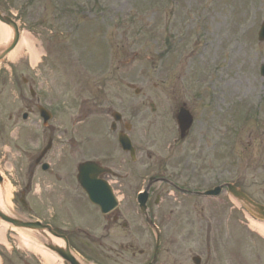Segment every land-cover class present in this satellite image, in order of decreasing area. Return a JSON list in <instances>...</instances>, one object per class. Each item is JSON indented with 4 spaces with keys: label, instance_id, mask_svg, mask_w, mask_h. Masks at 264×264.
Returning <instances> with one entry per match:
<instances>
[{
    "label": "rangeland",
    "instance_id": "rangeland-1",
    "mask_svg": "<svg viewBox=\"0 0 264 264\" xmlns=\"http://www.w3.org/2000/svg\"><path fill=\"white\" fill-rule=\"evenodd\" d=\"M168 1L0 0V10L17 21L21 33L28 34L32 47L38 54L35 66H32L29 52L23 49L16 58L5 60L0 67V81L5 80V84L0 87V169L3 172H12L13 176L9 177H15L14 171L9 168L15 167L16 160H20L19 150L14 146L11 135L16 134L18 127L30 125V122L19 120L22 112H28L25 108L28 103L19 101L17 85L12 81L15 74L18 80L21 79L20 76L29 82L35 79V87L41 94L48 92L51 98L60 100L67 97L69 107L78 104L76 100H79L81 90L95 91L98 96L87 100L88 107L94 103L95 106L112 103L121 112L135 113L133 121L138 124L146 116L148 123H145L143 129L153 131L148 132V136H153L154 131L158 130V119L150 114L149 105L151 102L157 103L155 98H161V102L167 101L166 95L159 89L161 87L168 94L177 92L176 102H184L185 96L190 100L198 92L212 96L213 108L206 112L213 110V118H220L221 132L225 131L222 134L226 148L230 136L229 129L228 136L226 129L232 126L233 130L236 123L240 125L249 118L250 113L246 130L233 145L235 150H227V157L232 161L228 172L235 176L236 171L242 189L264 204V78L260 76V66L264 64V43L258 44L256 40L260 23L264 21V0H174L175 4ZM202 19H207V22H202L206 27V34L203 33L211 36V46H200L198 49L201 51L188 53L191 48L183 52L181 43L174 42L169 57H165V63H159L162 55L157 51L158 46L154 42L156 38L159 37V41L167 45V38L182 34V38L185 37L188 42L191 35L194 37L196 32L204 31L200 30L198 24V20ZM126 20H131V25L114 28L117 22ZM76 25L77 30L71 31ZM239 25L243 27L239 28ZM140 30L143 35L138 37L136 34ZM224 45L228 46L229 52L226 53V64L219 67V49ZM133 51H138L139 54L135 56ZM30 66L35 68L33 72H30ZM11 67L14 70L12 77ZM78 70L82 73H78ZM167 70L174 71V74ZM156 82L166 84L159 85ZM154 83L157 84L155 89L159 91H154ZM126 84L140 89L139 95H134ZM30 87V83L24 85L27 93ZM98 87L102 91L96 89ZM47 100L51 101L49 98ZM191 102L192 100L186 104ZM165 106L162 102L159 108ZM29 108L31 118L36 112L33 107ZM258 111H261L262 117L256 115ZM166 124V121L162 122L163 126ZM143 129H135L131 134H139ZM96 130V126H93L86 134L92 136ZM26 137L31 138L33 135L28 134ZM236 145L239 146L238 151ZM87 149L94 151L97 146L89 142ZM161 155L169 156L164 151ZM141 161L150 165H155L156 162L147 156ZM181 201L180 199L177 203L165 199V204L159 208L164 214L161 218L164 237L161 264H190L189 257L193 248L195 249L192 243L199 246L198 239L201 235L189 219V214L184 212L183 215ZM127 202L125 217L129 221L131 241L136 243V247L129 252L101 249L100 256H96V259L103 264H143L147 260V255L141 256L139 252L150 250L142 248V245L146 241H152L151 235L146 231L147 227L143 226L137 211L132 210V204ZM171 202L175 207H169ZM227 204L232 207L231 203ZM170 209L175 213H170ZM89 210V206L85 204L83 216L86 220ZM245 216L242 220L248 226L251 220ZM167 218L170 220L166 221ZM5 237L6 245L0 244L3 264H22L19 255L30 258L34 256L33 251L20 245L24 240L32 243L27 238L28 235L7 229ZM110 240L115 244L125 242L123 232L119 234L115 230ZM243 242L244 239L242 245ZM218 248L219 245L217 256L220 264H253L251 257L248 259L244 254H237L226 237L219 251ZM259 250L260 256L264 257L263 247L260 246Z\"/></svg>",
    "mask_w": 264,
    "mask_h": 264
},
{
    "label": "flooded vegetation",
    "instance_id": "flooded-vegetation-1",
    "mask_svg": "<svg viewBox=\"0 0 264 264\" xmlns=\"http://www.w3.org/2000/svg\"><path fill=\"white\" fill-rule=\"evenodd\" d=\"M105 119L101 118L96 132L90 136L86 134L89 129L83 128L82 123L76 126L74 129L61 128L59 130H45L41 134H31L32 130H22V138L25 142L28 134L33 135L30 138L32 144L40 147V153L38 155H32V165H29L27 169L25 166H19L16 170V183L18 190L16 191L15 201L17 202L16 207L18 211L23 212L27 209V204H31L28 211L34 212V218L37 220L51 224L59 232L68 235L71 240V245L77 248L89 247L93 248H112L113 246L108 243H104L100 240L90 238L88 240L83 238L82 228V206L84 199V192L76 181V168L82 162L87 160H94L101 164V166L111 169L116 172L115 159V135L111 132H107L106 129L101 128ZM58 132V134H54ZM146 134L130 135V138L136 142L135 149L142 148L145 143ZM89 142L94 143L97 149L94 151H88L87 145ZM46 147L44 153L41 151ZM139 149V150H140ZM127 155V154H126ZM128 159V156H127ZM42 160L48 161L53 165L52 172L47 177L34 175L36 169L40 172L42 170ZM120 167L123 169L121 164H125V160L119 161ZM184 169L176 172L174 177L175 182L179 183L180 190L184 191H198L203 187L197 188L194 183V177L200 175L201 168L198 166L189 167L190 170L186 169L188 166L182 167ZM114 173L113 175L106 174L98 177L99 180L107 182L115 194L125 195H137L140 192V188L136 187L139 181L145 185L147 182L148 174L143 169V173L139 177L132 178L126 176V172ZM122 173L124 175H122ZM156 175H163L164 171L161 170V166L157 165L154 171ZM115 180V182L113 181ZM38 181L39 186L43 187L44 194L40 198L35 196L33 193V184ZM159 189H149V200L155 195ZM226 193H222L218 199L225 196ZM158 196V195H157ZM28 200V202L26 201ZM57 203V206H55ZM222 204L214 205L212 208H201V213L193 219V224L198 226L199 229L204 230L207 228V222H211L213 225H218L223 215L220 214ZM30 211V212H31ZM107 228L120 222L123 218L120 213L116 211L106 216ZM125 227V223L122 227ZM73 234H76L75 236ZM108 244V245H107ZM120 248H132L131 241L125 244H118ZM203 264H208V261L204 260Z\"/></svg>",
    "mask_w": 264,
    "mask_h": 264
},
{
    "label": "water",
    "instance_id": "water-1",
    "mask_svg": "<svg viewBox=\"0 0 264 264\" xmlns=\"http://www.w3.org/2000/svg\"><path fill=\"white\" fill-rule=\"evenodd\" d=\"M0 22L5 23L6 25L10 26L13 30V37L11 38V40H9V42L5 45L0 46V62L4 59V57L13 49V47L15 46V44L17 43L18 40V29L16 24L8 17L3 16L0 12ZM261 40H264V27L262 30V37ZM1 180V179H0ZM234 195L240 199L241 201H243L246 205L253 207L254 209H259L262 210V207L255 205L253 202H251L246 196H244L243 194L239 193V192H234ZM0 219L4 220L5 222L10 223L13 226H20L22 225L21 222L17 219L11 218L10 216L2 213L0 211ZM25 226L27 228H31L33 229V224L27 223L25 224ZM42 242L43 244L49 248L50 250L56 252L61 258H63L65 261H67L69 264H81L69 251V247L68 244L65 240V245L64 247H58L56 245H54V243H51V240H44V238L42 237ZM156 260V254L154 256L153 262L151 264H153Z\"/></svg>",
    "mask_w": 264,
    "mask_h": 264
},
{
    "label": "bare ground",
    "instance_id": "bare-ground-1",
    "mask_svg": "<svg viewBox=\"0 0 264 264\" xmlns=\"http://www.w3.org/2000/svg\"><path fill=\"white\" fill-rule=\"evenodd\" d=\"M8 35H9V30L5 26L0 25V40L1 41L5 40L8 37ZM27 35L28 34L26 32H23L21 34L19 44H18L17 48L15 49V51H13L11 53V56L9 59L11 60L13 58H16L19 54H21L23 49H26L30 54V61L34 65L38 60L37 59L38 54L33 49L32 41L30 40V38ZM0 207L4 209L1 201H0ZM250 224H251L250 227L253 230L259 232L260 234H262L264 236V223L251 221ZM0 243H5V226L4 225H1V227H0ZM20 245L23 247H26L27 249H29L31 251L38 253L41 256L42 262L44 264H61L60 261H58V259L55 256L46 252L42 248L35 246V244H33L31 242L28 243L27 241L24 240V241H21Z\"/></svg>",
    "mask_w": 264,
    "mask_h": 264
}]
</instances>
